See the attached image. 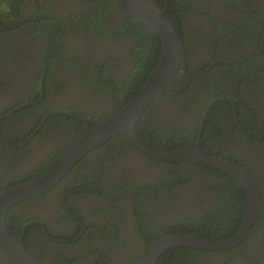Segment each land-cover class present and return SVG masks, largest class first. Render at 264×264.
<instances>
[{
	"label": "flooded vegetation",
	"instance_id": "flooded-vegetation-1",
	"mask_svg": "<svg viewBox=\"0 0 264 264\" xmlns=\"http://www.w3.org/2000/svg\"><path fill=\"white\" fill-rule=\"evenodd\" d=\"M0 1L6 14L0 19L1 194L11 183L40 175L76 133L79 138L91 130L86 120L114 114L136 68L132 52L140 37L111 0H22L17 13L12 1L19 0ZM160 8L183 19L186 66L146 108L143 124L162 141L177 128L197 125L189 150L202 126L201 137L208 131L200 150L239 160L264 191V0H179ZM101 70L105 81L121 88L96 81ZM58 116L82 124L63 118L53 124ZM135 134L155 151L136 128ZM219 172L153 160L119 136L86 154L50 191L14 205V221L6 226L41 264H135L164 237H197L184 231L193 233L189 224L198 225L206 210L217 223L214 233L226 236L234 225L239 231L247 200L244 212L233 179ZM260 200L254 225L234 248L167 251L199 250L198 264H264ZM183 220L190 223L177 226ZM0 264H15L1 241Z\"/></svg>",
	"mask_w": 264,
	"mask_h": 264
},
{
	"label": "water",
	"instance_id": "water-1",
	"mask_svg": "<svg viewBox=\"0 0 264 264\" xmlns=\"http://www.w3.org/2000/svg\"><path fill=\"white\" fill-rule=\"evenodd\" d=\"M118 9L133 21L143 25L160 40L161 54L143 86L114 114L104 120H86L93 128L80 136L59 154L35 179L12 186L0 194V241L15 264H41L13 236L6 226V214L16 204L36 198L50 191L84 158L86 154L110 139L125 138L141 153L153 160L165 163L198 164L218 170L231 177L243 190L247 211L239 231L225 241H210L193 236H168L152 244L146 258L135 264H156L160 256L171 248L186 247L208 251H225L234 248L249 233L261 206L260 194L252 176L241 166L230 161L203 153L199 148L201 128L193 150L159 153L143 146L137 139L135 128L149 104L161 97L164 89L172 84L180 69H185L186 54L181 38L172 22L151 0H111ZM230 264H253L238 259Z\"/></svg>",
	"mask_w": 264,
	"mask_h": 264
},
{
	"label": "trees",
	"instance_id": "trees-1",
	"mask_svg": "<svg viewBox=\"0 0 264 264\" xmlns=\"http://www.w3.org/2000/svg\"><path fill=\"white\" fill-rule=\"evenodd\" d=\"M21 1L22 0H19L18 2L12 1L14 4L16 3L15 6L12 8V13L18 12V10H19L18 7H19ZM151 1H153L154 3H156L159 7H162L163 9L168 8L170 6H175V5H177V2H179V0H168V4H165V1H167V0H151ZM0 2L4 3L5 1H0ZM12 2L10 1V3H12ZM174 2H175V5L173 4ZM1 7L2 6L0 4V19H2L4 15H6L4 13V10ZM166 16L172 22L175 29L178 31V33H179L180 37L182 38V41L185 45L186 44V41H185L186 38H184L185 37V34H184L185 30H184V24L182 22L183 19L178 14V12H175L172 10H167ZM128 19L129 20L126 23V26L129 27L130 25H132L131 22L134 23L135 25H133V26L135 27V29L137 31V33H135V34H136V36L140 37V41L135 44V49L132 52V57L136 61V68H134L130 72V74L126 77V81L124 82V85L122 86L123 92L125 94V96L123 97L124 101L121 103L115 104V107L113 108V113H115L120 107H122L127 101H129L134 96V94L141 88V86L146 81L148 75L152 72L153 68L156 66V64L160 58V54H161V43H160V40L154 35V33L150 32V30H148L144 26H141L139 23L133 21L129 17H128ZM127 27H125V28H127ZM124 30H126V29H124ZM141 31L143 32V34L140 33ZM133 34H134V31H132V35ZM148 42L150 43V45L147 48V45L145 43H148ZM142 54L145 55V57H144L145 59L142 58ZM146 55H148L147 58H146ZM109 80L110 81H108V80L105 81V79L103 77L102 70H101L99 72L98 79L96 81L101 82L103 84L104 83L109 84L108 82H111L112 84L115 85L114 87H119V85L116 84L113 80H111V79H109ZM119 88H121V87H119ZM116 102H117V100H116ZM223 104H227V103H223ZM21 113L22 112H20V114ZM145 113H146V111L144 112V114ZM144 114L141 115V117L137 123L136 133L137 132L139 133V137L142 139V141L146 145L150 146L151 148H153L155 151H158V152L184 151V150H189V149L193 148V143L195 142L196 137H197V130H198L197 125L194 128H188V127L177 128L174 133L165 134L163 137V141H162L161 140L162 135L157 136L156 131H154V133L153 132L149 133L147 131V128L143 124V121L145 120ZM59 118H63L62 120L65 121L67 124H70V123H73L74 125L75 124H78V125L82 124V123L78 122L76 119H71V118L66 117V116H64V117L58 116L56 118L52 117V119L54 121L52 123L56 124L55 121L59 120ZM39 120H41V119H37L36 121H39ZM92 128H93V125H90L89 129H92ZM207 131L208 130H206L202 133L201 139L205 138V134ZM77 135H80V134L76 133V137L78 138ZM69 144L65 145V147H63V148L68 147ZM205 151L208 152L207 154H209V155L218 156V152L216 150H213L212 152L207 151V150H205ZM234 160L237 161L239 163V165L241 164L239 160H236V159H234ZM48 164L42 167L41 172L48 166ZM220 174L223 175L224 178L227 177L226 175H224L222 173H220ZM38 175L39 174H37L36 177ZM29 180H32V179L26 178L24 182H27ZM231 182L241 194V199L243 200V203L245 204V208H244V212H245V210H246L245 194L242 191V189H240L239 185L234 180H232ZM20 183H23V182H21V181L19 183L14 182V183H11L10 186L18 185ZM258 190H260V195L262 196V198H264L263 197L264 196L263 187L258 185ZM12 210H13V207H11L6 214V223L10 226L12 225V221H14L13 220L14 219L13 214H12V218H11ZM188 223H190V221L183 220V222L178 224L177 226H179V225L184 226L185 224H188ZM258 224H259V222L257 223V225ZM215 226L217 227V223L214 222V217L212 216V214L209 210H206L204 216L201 217V219L199 220L198 225H190L189 224L188 228H192L194 232L192 233V232H185L184 231V233L185 234L191 233V234H194V236L203 237L205 239H210V240H212V239L221 240L224 238L227 239V238L231 237V235H234L237 232V229L239 228V226H237V228H236L234 225V227L232 228V231L228 235L223 236L222 232H220L218 234L214 233ZM199 227H202V228L200 229ZM260 247H261V249L264 248V244L261 243ZM234 250H232L231 252H234ZM186 251L189 253H187ZM196 251H199V250H193V249L188 250V249H179V248L169 250V251L165 252L160 257L157 264H198L197 259L199 258V256H196V254H194ZM201 252L203 253L206 251H201ZM228 252H224V254H226ZM227 259H231V258H227Z\"/></svg>",
	"mask_w": 264,
	"mask_h": 264
}]
</instances>
